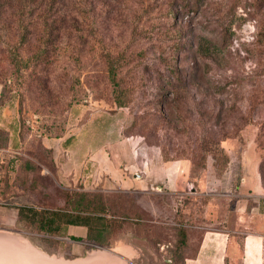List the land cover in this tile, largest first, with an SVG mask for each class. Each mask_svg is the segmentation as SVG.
<instances>
[{"label": "rangeland", "instance_id": "374dc122", "mask_svg": "<svg viewBox=\"0 0 264 264\" xmlns=\"http://www.w3.org/2000/svg\"><path fill=\"white\" fill-rule=\"evenodd\" d=\"M111 58L126 106L115 101ZM81 131L90 143H113L92 164L95 178L125 176L128 185L148 157L191 161L194 154L197 190L176 197L177 206L181 199L198 226L207 224L208 199L216 198L213 219L215 205L233 213L243 164H264V0H0V238L64 263L96 251L105 264H184L202 229L183 226L193 241L179 247L177 206L161 222L156 198L145 209L137 194L86 188L49 161L41 133L70 169L92 149L76 146ZM59 135L70 138V152L56 150ZM31 162L36 176L47 168L48 177L33 182L22 171ZM152 168L141 175L156 178ZM82 190L98 192V208L121 219L117 233H105L107 245L85 227L83 235L71 227L50 235L18 220L19 205L73 209Z\"/></svg>", "mask_w": 264, "mask_h": 264}, {"label": "crops", "instance_id": "0c3cea01", "mask_svg": "<svg viewBox=\"0 0 264 264\" xmlns=\"http://www.w3.org/2000/svg\"><path fill=\"white\" fill-rule=\"evenodd\" d=\"M83 132L81 131L82 138L75 140L76 146H88L93 143L91 145L92 149L80 153V155L78 154V158L75 159V165L70 164V169L61 167V163L55 158L56 151L53 148L52 141L48 137L43 138L45 147L53 150L56 170L66 180L75 174L76 183L81 182L86 188L100 186L135 193L138 197V204L145 209L149 207V200L152 201L156 198L158 205L155 206L154 216L161 222L168 220V216L163 213L164 210L170 209L172 204L177 206L176 197L190 194L188 188H193L191 186L193 184L190 181L191 163L185 159L165 161L162 157L160 159L148 157L150 163L142 171L145 173L148 168L154 167L152 169L156 174V178H146L145 175H141L143 172H137L138 176L131 175L132 179L130 177L128 185L126 184L125 176L123 180H119L117 183L112 179L95 178L94 171L97 169H94L92 164L96 166L98 160H101L97 158V155H101L113 143L111 141L90 143L87 140L88 138H84ZM59 139L61 146L56 150L60 151V148H62L65 152H70V149H66L64 146L67 138L61 137ZM138 167L141 166L139 165ZM104 170H102V175ZM242 171L241 183L237 185V191L233 194L237 197L233 213L227 209L222 210L223 208H220L219 205H215L216 218L213 219L211 208L214 206L212 201L216 200V198H212L205 205L206 211L203 214V217L207 219V224L202 226L192 225V228L202 229L201 236L197 250L193 255L186 256L185 264H264V183L259 170V163L248 166L245 162L242 166ZM44 173L49 174L50 170L45 168ZM141 182H144V185ZM203 195L213 194L205 193ZM144 201L146 204H144ZM231 215H233L232 218H229ZM175 217L176 209L173 208L174 220ZM69 227L72 229L71 233L83 235V226L71 225ZM192 241L193 239L190 235V243ZM102 259L105 260L106 258L98 255L95 251L86 260L70 263L54 259L50 260L53 263L60 264H98V261H101L99 264H105L106 260Z\"/></svg>", "mask_w": 264, "mask_h": 264}, {"label": "trees", "instance_id": "16d2710c", "mask_svg": "<svg viewBox=\"0 0 264 264\" xmlns=\"http://www.w3.org/2000/svg\"><path fill=\"white\" fill-rule=\"evenodd\" d=\"M12 58L14 59L16 64H21L22 59L19 57L17 51L12 54ZM116 65L117 60L111 58L109 60V75L114 85V97L116 103L119 106H126L129 103L127 100V93L126 90L122 87L120 80L117 78L118 72ZM40 135L41 139L39 142L42 150L49 155V161L53 163L56 168L53 150L51 148L45 147V145L43 144V138H50V136L43 135L42 133ZM61 137L63 136L59 135L56 138ZM69 140L70 138H67L65 144H67ZM193 156L194 154H192V157ZM192 157L188 158L193 162L192 163L190 161V181L193 184V188L197 189L195 182V180L197 179L195 177V162ZM165 161L168 160L165 159ZM31 164H29V166L25 168H22V171L26 172L27 174H31V179L33 182L36 178L38 179L48 177V174H45L43 172H41L42 174L40 176H36V168L34 167V164L32 162ZM259 170L264 183V164L259 163ZM241 178L238 181V184L241 183ZM76 198L77 199L74 200L77 203L73 209H42L38 208L36 205H19L16 207L18 209V220L25 221L35 226L39 231L48 233L50 235H68L69 226H83L88 229L89 238L96 240L100 245H107V241L104 240L105 233H117L123 227L121 219L116 214H109L108 212L110 211V209L107 207H103L101 209L98 208V201L101 200V196L98 192L82 190L76 193ZM183 205V201H179L175 217V223L180 227L178 241L179 247L181 248L185 243H190V235L188 233V230L184 227L187 226L190 228L192 227V225H194L192 224V222L194 221V217L186 214V210H183L182 208ZM92 228L97 229V233L94 235L90 232ZM185 260L186 257L184 258V264Z\"/></svg>", "mask_w": 264, "mask_h": 264}, {"label": "bare ground", "instance_id": "6f19581e", "mask_svg": "<svg viewBox=\"0 0 264 264\" xmlns=\"http://www.w3.org/2000/svg\"><path fill=\"white\" fill-rule=\"evenodd\" d=\"M36 253L24 242L0 238V264H60Z\"/></svg>", "mask_w": 264, "mask_h": 264}, {"label": "water", "instance_id": "95a60500", "mask_svg": "<svg viewBox=\"0 0 264 264\" xmlns=\"http://www.w3.org/2000/svg\"><path fill=\"white\" fill-rule=\"evenodd\" d=\"M50 257H52V256H50ZM78 258H80V257H76V258H74V259H66V260H64V261H69V262H72V261H75V260H77ZM58 260H60V259H58Z\"/></svg>", "mask_w": 264, "mask_h": 264}]
</instances>
